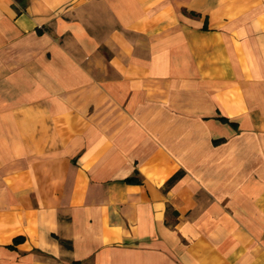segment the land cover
Wrapping results in <instances>:
<instances>
[{"label":"crops","instance_id":"0c3cea01","mask_svg":"<svg viewBox=\"0 0 264 264\" xmlns=\"http://www.w3.org/2000/svg\"><path fill=\"white\" fill-rule=\"evenodd\" d=\"M0 264H264V0H0Z\"/></svg>","mask_w":264,"mask_h":264},{"label":"trees","instance_id":"16d2710c","mask_svg":"<svg viewBox=\"0 0 264 264\" xmlns=\"http://www.w3.org/2000/svg\"><path fill=\"white\" fill-rule=\"evenodd\" d=\"M191 14H197L195 11H190ZM223 120H226L225 117H222ZM178 176V173H175L170 179L169 181L173 180L174 178H176ZM127 181H138L139 179L135 178V176H131V177H127L126 178Z\"/></svg>","mask_w":264,"mask_h":264}]
</instances>
